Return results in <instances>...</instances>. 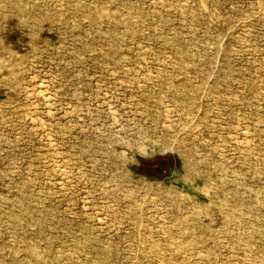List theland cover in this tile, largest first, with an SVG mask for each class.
Here are the masks:
<instances>
[{"label": "rangeland", "instance_id": "rangeland-1", "mask_svg": "<svg viewBox=\"0 0 264 264\" xmlns=\"http://www.w3.org/2000/svg\"><path fill=\"white\" fill-rule=\"evenodd\" d=\"M0 264H264V0H0Z\"/></svg>", "mask_w": 264, "mask_h": 264}]
</instances>
